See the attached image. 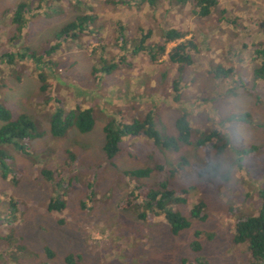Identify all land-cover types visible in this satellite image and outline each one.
I'll return each mask as SVG.
<instances>
[{
	"label": "rangeland",
	"instance_id": "374dc122",
	"mask_svg": "<svg viewBox=\"0 0 264 264\" xmlns=\"http://www.w3.org/2000/svg\"><path fill=\"white\" fill-rule=\"evenodd\" d=\"M17 5L28 13L19 36L10 22ZM87 14L94 20L75 39L55 37L67 23ZM116 24L124 28L126 52L107 74L100 68L107 69L120 54L113 46ZM138 29L150 31L152 41L162 30L181 31L197 46L193 64L177 69L166 57L152 65L146 57L132 55L128 40ZM263 43L264 0H217L207 18L170 2L152 9L144 3L110 5L107 0H0V106L12 120L24 116L39 135L27 143V154L4 147L8 174L0 178V264H194L198 255L205 264H249L246 244H234L231 233L238 214H254L259 206L256 192L264 188V83L252 89L251 80L256 65L251 46ZM52 47L57 48L45 60ZM31 54L39 59L34 61ZM216 67L232 72L215 80L210 71ZM38 75L44 79L43 92ZM232 87L234 93L226 92ZM54 99L64 111L90 108L91 130L73 129L53 138L49 120L57 108ZM149 111L152 126L166 137L175 135L174 123L185 115L192 143L173 152L159 151L142 137H126L118 154L104 160L103 127L117 117L127 123L140 120ZM245 114L247 122H224ZM211 128L228 142L222 155L193 143L196 133ZM250 147L254 151L241 157L238 170H228L225 183L196 178V170L209 161L224 173L234 151ZM166 158L173 165L186 161L173 183L175 190L188 193L172 209L187 219L190 207L201 201L206 215L203 222L188 218V227L176 235L161 217L141 222L123 204L135 185L154 189L164 181ZM159 164L161 171L156 169ZM145 169L147 178L129 175ZM42 171L58 174L56 182L70 176V182L58 190ZM54 197L63 200L60 213L46 210ZM229 205L237 208L235 216ZM195 232L201 234L194 238ZM192 242L200 246L198 254L192 252Z\"/></svg>",
	"mask_w": 264,
	"mask_h": 264
},
{
	"label": "trees",
	"instance_id": "16d2710c",
	"mask_svg": "<svg viewBox=\"0 0 264 264\" xmlns=\"http://www.w3.org/2000/svg\"><path fill=\"white\" fill-rule=\"evenodd\" d=\"M110 5H132L142 4L154 9L159 3L167 2L174 3L178 7H188L189 12L192 16L197 18H207L215 10L217 6V0H107ZM36 8H39L38 6ZM27 13L24 5H17L10 15V22L13 25L14 33L19 36L22 27L24 26V15ZM28 14V13H27ZM94 20L93 15H80L77 16L72 22L67 23L62 27L55 37L62 38L65 41L75 39L78 34L80 35L87 25L91 24ZM115 39L113 46L119 50V55L115 62L104 69V66L100 70L109 74L116 68L117 63H121L122 58L125 57L124 52L127 37L125 35L124 28L119 24L115 26ZM135 38H129V42L133 43L129 51L135 56H144L146 60L156 65L160 58L166 57L168 63L176 66L177 69L183 67H189L193 64V57L197 52V46L192 40L185 39V34L176 29H167L160 32V36L157 41L151 40V32H143L141 29L137 30ZM57 46L56 43H54ZM172 45L167 51L166 47ZM57 47H52L45 53L44 59H48L52 55ZM253 49L251 56L252 60L256 62V65L251 70V80L255 89L257 86L255 83H264V43L259 45H252ZM128 52V51H127ZM34 61L39 58L30 55ZM3 58V57H2ZM18 60V59H17ZM20 60V59H19ZM18 60V62H20ZM8 62V61H7ZM9 63V62H8ZM48 64V62H45ZM49 65V64H48ZM96 70L93 71V74ZM232 69H223L216 67L210 71V75L215 80H222L228 74L230 75ZM38 79L41 81L42 86L40 90L45 91L43 84V76L38 75ZM237 87V86H236ZM236 87L228 89L226 92L234 93ZM241 87V86H240ZM177 82L173 83V92L177 94ZM177 95L173 98L175 101ZM57 108L54 110L49 120V133L53 138L63 137L69 130H77L79 133H87L92 128V118L90 108L81 109L79 106L68 108L63 110L60 103L54 99ZM256 104V103H255ZM154 115L149 111L140 120H131L126 122L123 117H117L116 120H111L102 129L103 133V144L101 147L102 157L106 161H110L120 151L119 144L122 139L126 137L137 138L142 137L147 141L151 142V148L165 150V151H177L179 146H189L192 143L193 133L187 122L186 116H180L174 123V136H161L157 130L152 126ZM249 117L247 114L242 116H230L225 119L224 122L233 121L235 123L247 122ZM156 122V121H155ZM0 178L5 179L8 174L5 162L7 161V154L5 152V146H11L21 154H27L28 148L27 143L30 144L32 141L39 138V135L34 132L33 124L27 120L24 116H18L14 120L10 118L9 113L0 106ZM213 129V128H211ZM219 131L216 129L210 130L206 133H196V138L193 141L195 146H207L209 149L214 151L216 155H222L223 150L227 148L228 142L219 136ZM254 151L253 147L248 149H238L234 151V157L232 163H229V167L224 173H220V165L216 163L206 162L205 165L200 168V171L196 172V178L198 180L208 177L209 179H217L221 182H226L229 176L231 168L238 170L241 164V157H245ZM167 160V158L165 159ZM168 162V160H167ZM169 164V162H168ZM186 161L181 159L177 164H169L165 172L166 176L163 182L156 185L154 189L147 187L142 184H137L132 187L127 193L124 200L125 209H133L135 217L145 222L146 218L161 217L164 223L167 225L168 231L171 235H176L183 229L188 227V218L191 220H197L203 222L206 218L204 214V204L201 201H197L192 205L188 211V218H183L178 212L172 209V205L184 203V196L187 195L188 189L175 190L174 180L179 179V175L182 165H185ZM167 166V164H166ZM171 166V167H170ZM163 165H156L158 171L163 170ZM228 172V173H227ZM42 176L50 184H56V188L61 190L64 185H67L70 181V176L66 177L65 181L60 180L56 182L54 180L59 176H51V172L42 171ZM130 176L139 178H147L148 169L133 171L129 173ZM193 194V193H192ZM259 206L255 208L253 215L250 214H238L236 216L233 225L231 240L234 244H246V248L251 258L249 264H264V188L256 192ZM64 209L63 200L54 197L49 199L46 204V210L48 212L60 213ZM236 207L229 205L228 212L235 216ZM11 211V210H10ZM149 213V214H147ZM201 234V233H200ZM199 232L194 233V238L200 235ZM190 248L193 253L200 252V246L196 242L190 244ZM46 255L51 257V253L45 250ZM195 264H205L203 260L197 256L194 259ZM192 264V263H188Z\"/></svg>",
	"mask_w": 264,
	"mask_h": 264
},
{
	"label": "clouds",
	"instance_id": "9594fccd",
	"mask_svg": "<svg viewBox=\"0 0 264 264\" xmlns=\"http://www.w3.org/2000/svg\"><path fill=\"white\" fill-rule=\"evenodd\" d=\"M212 163V161H209V164H211ZM196 171H200V170H196Z\"/></svg>",
	"mask_w": 264,
	"mask_h": 264
}]
</instances>
